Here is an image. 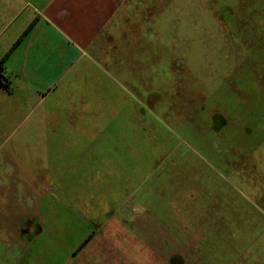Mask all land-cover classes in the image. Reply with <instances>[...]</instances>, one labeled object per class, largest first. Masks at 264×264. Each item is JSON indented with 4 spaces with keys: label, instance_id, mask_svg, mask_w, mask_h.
<instances>
[{
    "label": "rangeland",
    "instance_id": "1",
    "mask_svg": "<svg viewBox=\"0 0 264 264\" xmlns=\"http://www.w3.org/2000/svg\"><path fill=\"white\" fill-rule=\"evenodd\" d=\"M122 1L43 101L0 100L17 264H264V0Z\"/></svg>",
    "mask_w": 264,
    "mask_h": 264
},
{
    "label": "crops",
    "instance_id": "2",
    "mask_svg": "<svg viewBox=\"0 0 264 264\" xmlns=\"http://www.w3.org/2000/svg\"><path fill=\"white\" fill-rule=\"evenodd\" d=\"M122 2L0 0V60L6 58L4 75L10 83L9 89L0 84L4 108L11 110V100L21 101V108L43 101L64 77L74 40L108 26ZM11 164L17 170L14 160L0 159V264H17L16 244L28 235L33 221L31 214L19 215L17 171L7 172ZM12 246L14 253L9 251Z\"/></svg>",
    "mask_w": 264,
    "mask_h": 264
},
{
    "label": "trees",
    "instance_id": "3",
    "mask_svg": "<svg viewBox=\"0 0 264 264\" xmlns=\"http://www.w3.org/2000/svg\"><path fill=\"white\" fill-rule=\"evenodd\" d=\"M26 34V33H25ZM22 38V37H21ZM21 38L19 40H21ZM18 40V42H19ZM6 58H3L0 60V84L5 88L9 89L10 88V83L8 82L7 78L4 75V61Z\"/></svg>",
    "mask_w": 264,
    "mask_h": 264
}]
</instances>
